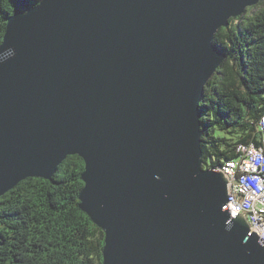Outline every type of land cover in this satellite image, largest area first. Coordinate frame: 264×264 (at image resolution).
Segmentation results:
<instances>
[{"label": "water", "instance_id": "1", "mask_svg": "<svg viewBox=\"0 0 264 264\" xmlns=\"http://www.w3.org/2000/svg\"><path fill=\"white\" fill-rule=\"evenodd\" d=\"M262 0H40L0 43V197L84 162L79 209L102 264H264L228 182L202 169L214 44Z\"/></svg>", "mask_w": 264, "mask_h": 264}, {"label": "trees", "instance_id": "2", "mask_svg": "<svg viewBox=\"0 0 264 264\" xmlns=\"http://www.w3.org/2000/svg\"><path fill=\"white\" fill-rule=\"evenodd\" d=\"M39 2L0 0V43L8 17ZM255 7L262 9L254 12ZM214 44L226 58L200 102L203 170L237 158L240 143H259L264 0L230 19L229 27L215 34ZM83 171L81 158L67 156L51 180L28 178L0 197V264H102L104 233L78 207Z\"/></svg>", "mask_w": 264, "mask_h": 264}, {"label": "built area", "instance_id": "3", "mask_svg": "<svg viewBox=\"0 0 264 264\" xmlns=\"http://www.w3.org/2000/svg\"><path fill=\"white\" fill-rule=\"evenodd\" d=\"M259 143L241 144V153L222 166L229 195L227 207L232 218L243 214L249 229L264 244V116L257 124Z\"/></svg>", "mask_w": 264, "mask_h": 264}, {"label": "rangeland", "instance_id": "4", "mask_svg": "<svg viewBox=\"0 0 264 264\" xmlns=\"http://www.w3.org/2000/svg\"><path fill=\"white\" fill-rule=\"evenodd\" d=\"M260 8L262 9V7H255V9L253 10L254 12L255 11H258V10H260ZM252 11V12H253ZM263 118V117H262ZM241 144V143H240ZM240 144H238L237 146H236V149H237V152L238 153H241V145ZM238 147V148H237ZM235 149V150H236ZM222 166H229V162H226L224 165L222 164V165H219V166H216V167H214L213 169H216V170H222Z\"/></svg>", "mask_w": 264, "mask_h": 264}]
</instances>
